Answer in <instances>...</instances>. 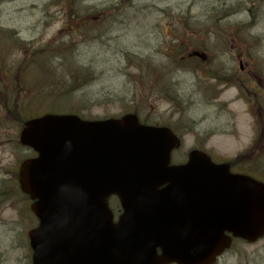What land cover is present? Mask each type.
<instances>
[{"label":"rangeland","instance_id":"374dc122","mask_svg":"<svg viewBox=\"0 0 264 264\" xmlns=\"http://www.w3.org/2000/svg\"><path fill=\"white\" fill-rule=\"evenodd\" d=\"M196 44L228 59L231 69L237 53L244 65L254 64L255 132L264 140V0H0V264H29L27 231L36 224L15 180L31 155L18 144L22 120L46 112L87 119L136 112L183 135L174 162L197 147L235 158L253 132L251 110L236 100L228 104L234 118L215 120L210 94L195 89L196 76L179 62ZM161 78L174 85L176 102L161 98ZM259 157L264 179V142ZM109 204L117 209L118 201ZM217 264H264V237L234 242Z\"/></svg>","mask_w":264,"mask_h":264},{"label":"water","instance_id":"95a60500","mask_svg":"<svg viewBox=\"0 0 264 264\" xmlns=\"http://www.w3.org/2000/svg\"><path fill=\"white\" fill-rule=\"evenodd\" d=\"M20 142L37 153L19 168L39 220L28 232L32 264H212L228 234L264 233V183L197 150L171 165L176 136L135 115L45 114L25 123Z\"/></svg>","mask_w":264,"mask_h":264},{"label":"flooded vegetation","instance_id":"af4514ba","mask_svg":"<svg viewBox=\"0 0 264 264\" xmlns=\"http://www.w3.org/2000/svg\"><path fill=\"white\" fill-rule=\"evenodd\" d=\"M204 52L205 51H203L202 47L196 44L191 48L188 57L182 59V62L185 65H188L190 72H193L196 76L194 84L195 89L201 91L205 95L207 93L210 94L209 103L215 110V120L224 113L234 118L236 114L228 110V104L236 100H242L246 107L250 108L252 119L255 122V124L252 125L253 132L247 144H245L235 155V160L228 163L232 172L243 173L254 178H259L260 138L255 132V119L258 117L256 104L258 105L257 100L259 94L255 87L257 77L254 64L247 65L246 63L244 65L242 55L237 53V57L233 59L237 62L238 68L237 70H234L231 69L226 62L228 59L223 57H211ZM222 54L223 52H221V55ZM165 75L167 78L170 77L168 73H165ZM163 77L164 74H162V78ZM164 80L165 79H162L158 82L159 92L162 94L161 98L173 103L175 100L173 96L177 97L175 95L176 91H173L174 85L168 83V81L165 83ZM228 90H234L235 92L230 101L222 99V95ZM167 111L172 110H165L164 113ZM178 116H181L180 112H178ZM194 121V119L190 118V122ZM167 123L168 122L163 121L159 124L174 128ZM212 135H210L209 138L206 137L203 142H207Z\"/></svg>","mask_w":264,"mask_h":264}]
</instances>
